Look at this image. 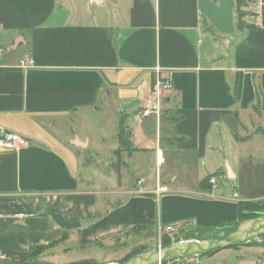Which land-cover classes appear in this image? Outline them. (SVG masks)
Masks as SVG:
<instances>
[{
  "label": "crops",
  "instance_id": "obj_1",
  "mask_svg": "<svg viewBox=\"0 0 264 264\" xmlns=\"http://www.w3.org/2000/svg\"><path fill=\"white\" fill-rule=\"evenodd\" d=\"M0 50V127L28 141L0 150V256L41 247L69 263L155 226L197 239L236 222L239 201L264 202L263 135H252L255 118L264 125V0H0ZM157 71L172 73L160 119L142 116ZM100 114L114 122L113 153L122 117L138 149L107 194L80 178L92 138L73 126Z\"/></svg>",
  "mask_w": 264,
  "mask_h": 264
},
{
  "label": "rangeland",
  "instance_id": "obj_2",
  "mask_svg": "<svg viewBox=\"0 0 264 264\" xmlns=\"http://www.w3.org/2000/svg\"><path fill=\"white\" fill-rule=\"evenodd\" d=\"M113 116H111V119ZM254 128L252 135L258 134L259 125L261 126V129L264 131V125L259 124V119L255 118ZM106 116H103L100 114L93 120H89L85 115L82 118H77L73 120V126L74 128L82 135V136H91L92 138V146L88 149H82L79 151L81 156V175L84 179L92 178L91 184H98L100 186V192L101 194H107L109 192H112L113 185L116 182V177H118L115 167L118 166V160L113 156V149L115 146V138L114 136V122L108 125V127L105 125ZM120 122V121H118ZM256 122L258 124H256ZM251 137V136H250ZM102 138L106 139V142L102 144ZM264 144V138L263 136L257 138V142ZM95 150H100L99 152H95ZM122 159V158H121ZM137 163L141 164V166L145 163V160L142 157L136 158ZM112 164H115L113 167ZM132 164V163H131ZM100 172L105 176H112V173L116 174L113 175L110 178H99L96 173ZM126 171V170H125ZM126 176V175H125ZM127 178V177H126ZM217 178V177H216ZM97 179V181H96ZM128 179V178H127ZM127 185V183H125ZM93 186V185H92ZM158 227H152L148 228L146 230V233H142L141 236L139 234H132L131 236L126 237L123 240H117L112 243H109V245H104L103 243H97L92 246H88L85 250H82L78 248L76 251L70 252L68 256H66L67 259H73L69 263L67 262H60L57 264H71L73 262H78L83 260H94L97 264H120L119 262L124 259L129 253H131L134 249H142L143 253L146 254L149 252H154L162 248V241L168 240L169 237L165 234V230H158ZM216 229H219L216 228ZM214 231V230H213ZM200 232L197 233L196 238L199 240L209 239V238H215L216 234L218 233L216 231L212 232ZM194 235V234H193ZM225 236L224 234H221V237ZM220 237V236H218ZM180 234L177 232L175 235L174 233V240H171L172 242L176 243L181 241ZM74 243H68L66 245V248L74 247ZM246 247H249L247 249ZM164 248V247H163ZM252 248V249H250ZM233 257L232 258H226L225 260H207V256L199 257V263L197 264H236L237 260H239L240 257L244 258V262L242 264H250V260L247 259L246 256H249V253L252 255L249 256V258H254L257 264H264V239H259L251 246L244 245L239 246L238 248H232ZM246 253V255H244ZM36 257L32 258L29 262L32 264H53L51 263V259H48V254L45 249L36 250L35 251ZM244 256V257H243ZM75 258V259H74ZM193 259H188L184 261H175L169 264H193L191 261ZM237 259V260H236ZM18 260L17 258H8L7 255L0 256V264H17Z\"/></svg>",
  "mask_w": 264,
  "mask_h": 264
},
{
  "label": "water",
  "instance_id": "obj_3",
  "mask_svg": "<svg viewBox=\"0 0 264 264\" xmlns=\"http://www.w3.org/2000/svg\"><path fill=\"white\" fill-rule=\"evenodd\" d=\"M53 217L62 226H79V224L74 222L63 221L58 215H53ZM193 229V226H188L186 228V230ZM263 236L264 216H260L240 223L233 232L225 236L204 240L188 239L179 241L172 243L168 247L160 248L157 251L134 256L121 264H169L175 261L203 257L219 250L241 246L256 241Z\"/></svg>",
  "mask_w": 264,
  "mask_h": 264
},
{
  "label": "trees",
  "instance_id": "obj_4",
  "mask_svg": "<svg viewBox=\"0 0 264 264\" xmlns=\"http://www.w3.org/2000/svg\"><path fill=\"white\" fill-rule=\"evenodd\" d=\"M236 1V6L237 8H241V6L247 1V0H235ZM257 97L260 100V93L259 91L257 92ZM258 133L264 136V131L263 129L259 128L257 129ZM117 140H118V149L113 153V156L118 160V166H114L115 164H112L113 167H115V171L117 173V175L119 176L120 174V168L122 165V160H121V155L123 153H129L132 151H137L138 149L133 147V143H132V130L130 129V127L128 126L127 123V119L125 117H122L120 119L119 122V128H118V136H117ZM218 175L217 174H213V175H209L206 178H204L201 183H200V188L202 190H209L211 189V184L209 183V180L212 177H216ZM237 213H238V218L237 221L229 224L225 227H221L219 229H216L214 231H216L218 233V235L216 234V237L221 236V234L227 235L231 232H233L240 223L249 220V219H254V218H258L260 216H264V202H253V201H239L237 203ZM212 231V232H214ZM211 232V233H212ZM215 237V238H216ZM260 239H264V236ZM259 240V239H258ZM257 241V240H256ZM252 241L250 243L244 244V245H250L253 244ZM172 242L170 239L162 241V248L163 247H168L170 246ZM241 245V246H244ZM239 246H235L233 248H238ZM43 248L41 247H37V248H33L31 249L29 252H25V253H7V257L11 258V257H15L18 260L17 264H32L29 261L36 257L35 255V251L36 250H41ZM217 252V251H216ZM143 253L142 249H134L131 253H129L124 259H122L119 263H124L125 261L131 259L134 256L140 255ZM215 252L208 254V256L213 255ZM207 256V255H206ZM71 264H97L94 260H81L78 262H73Z\"/></svg>",
  "mask_w": 264,
  "mask_h": 264
},
{
  "label": "built area",
  "instance_id": "obj_5",
  "mask_svg": "<svg viewBox=\"0 0 264 264\" xmlns=\"http://www.w3.org/2000/svg\"><path fill=\"white\" fill-rule=\"evenodd\" d=\"M3 54V50H0V56ZM34 64L32 58H28L20 61V66L22 68H31ZM172 89V73L170 71L163 72L157 71L155 74L154 86L151 92L152 100L148 103L142 112L143 117H148L155 115L158 119L162 115V105L165 97ZM28 145V141L23 136L8 131L0 127V150L2 151H13L24 148ZM211 185H216L217 178L212 177L209 180ZM174 231L173 227H166L165 234L169 237L170 240H174Z\"/></svg>",
  "mask_w": 264,
  "mask_h": 264
}]
</instances>
